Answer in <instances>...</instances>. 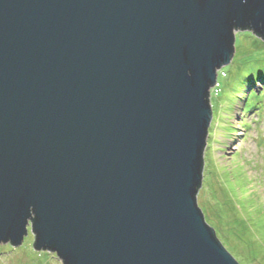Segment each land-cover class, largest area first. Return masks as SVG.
Segmentation results:
<instances>
[{"label": "water", "instance_id": "1", "mask_svg": "<svg viewBox=\"0 0 264 264\" xmlns=\"http://www.w3.org/2000/svg\"><path fill=\"white\" fill-rule=\"evenodd\" d=\"M264 0H0V244L63 264H240L197 195L210 93Z\"/></svg>", "mask_w": 264, "mask_h": 264}, {"label": "rangeland", "instance_id": "2", "mask_svg": "<svg viewBox=\"0 0 264 264\" xmlns=\"http://www.w3.org/2000/svg\"><path fill=\"white\" fill-rule=\"evenodd\" d=\"M234 49L230 64L218 72V90L210 93L212 119L197 202L240 264H264V82L258 78L264 77V40L237 31ZM33 243L28 228L21 245L0 244V264H63Z\"/></svg>", "mask_w": 264, "mask_h": 264}, {"label": "trees", "instance_id": "3", "mask_svg": "<svg viewBox=\"0 0 264 264\" xmlns=\"http://www.w3.org/2000/svg\"><path fill=\"white\" fill-rule=\"evenodd\" d=\"M258 78H260L261 83L264 82V77H263V76H260V75H259ZM247 79H248V78H247ZM249 80H250V82H251V80H252V84L255 83V79L251 78V79H249Z\"/></svg>", "mask_w": 264, "mask_h": 264}, {"label": "built area", "instance_id": "4", "mask_svg": "<svg viewBox=\"0 0 264 264\" xmlns=\"http://www.w3.org/2000/svg\"><path fill=\"white\" fill-rule=\"evenodd\" d=\"M218 86H219V83L216 82L215 85H214V87L211 89V91H213V90H218V88H217Z\"/></svg>", "mask_w": 264, "mask_h": 264}, {"label": "bare ground", "instance_id": "5", "mask_svg": "<svg viewBox=\"0 0 264 264\" xmlns=\"http://www.w3.org/2000/svg\"><path fill=\"white\" fill-rule=\"evenodd\" d=\"M251 71H252V70H251ZM204 194H205V191H204V192L202 193V195H201V196H202V198L204 197Z\"/></svg>", "mask_w": 264, "mask_h": 264}]
</instances>
